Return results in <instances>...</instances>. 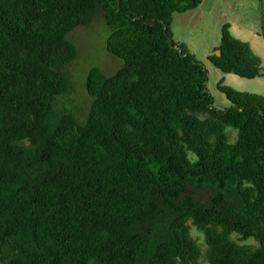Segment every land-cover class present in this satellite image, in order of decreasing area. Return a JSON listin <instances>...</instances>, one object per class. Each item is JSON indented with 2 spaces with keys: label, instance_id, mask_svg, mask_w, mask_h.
I'll use <instances>...</instances> for the list:
<instances>
[{
  "label": "trees",
  "instance_id": "trees-1",
  "mask_svg": "<svg viewBox=\"0 0 264 264\" xmlns=\"http://www.w3.org/2000/svg\"><path fill=\"white\" fill-rule=\"evenodd\" d=\"M201 2L0 0V264H264V95L221 82L214 105L171 30ZM96 19L123 64L89 70L79 123L55 100L68 34ZM214 51L221 72L264 78L228 23Z\"/></svg>",
  "mask_w": 264,
  "mask_h": 264
},
{
  "label": "rangeland",
  "instance_id": "rangeland-1",
  "mask_svg": "<svg viewBox=\"0 0 264 264\" xmlns=\"http://www.w3.org/2000/svg\"><path fill=\"white\" fill-rule=\"evenodd\" d=\"M224 23L232 26L230 32L236 38L243 41L247 38L253 45L257 42L264 47V37H257L245 26L255 24L261 32L264 31V0H202L194 9L175 13L171 24L174 40L185 44L190 53L194 54L207 69V90L213 98L214 105L220 109L229 106L226 96L218 89L221 82L222 85L238 91L264 93V80L260 84L234 74H225L208 61V55L214 53V49L219 45L221 27ZM108 35V28L102 19H96L88 26H79L68 34L69 40L78 48V55L65 69L72 81L71 89L57 96L55 108L70 112L79 123L86 120L91 107L92 99L86 91L89 70L92 67H100L106 75H112L123 64L121 59L107 52ZM262 67L264 70V61ZM227 131L230 141H233L236 131L231 128H227ZM191 234L204 249L206 247L204 234L192 225ZM234 238L239 243H254L252 239L239 241L236 235Z\"/></svg>",
  "mask_w": 264,
  "mask_h": 264
},
{
  "label": "crops",
  "instance_id": "crops-1",
  "mask_svg": "<svg viewBox=\"0 0 264 264\" xmlns=\"http://www.w3.org/2000/svg\"><path fill=\"white\" fill-rule=\"evenodd\" d=\"M228 24H229V23H228ZM229 25H230V24H229ZM245 26H246L247 28H249V29L251 30V32H252L254 35H257V37H260V36L264 37V31L261 32V29H260V28H257L255 24H248V25L245 24ZM230 27H232V26L230 25ZM248 34H249V33H248ZM249 35H251V34H249ZM244 40L250 44L252 50H253L255 53H257V55L261 58V60L264 61V47H263L262 45H260L259 43H257V42H255V45H253V43H252L251 41H249L247 38L244 39ZM258 50H259V51H258ZM263 61H262V62H263ZM262 68H263V67H262ZM263 71H264V70H263ZM251 80L256 81L257 83L262 84V83H263L262 80H264V78H262V77H257V78L251 79ZM258 86H259V85H258ZM247 92H248V91H247ZM254 93H255V92H254ZM259 94L264 95V93H259Z\"/></svg>",
  "mask_w": 264,
  "mask_h": 264
}]
</instances>
